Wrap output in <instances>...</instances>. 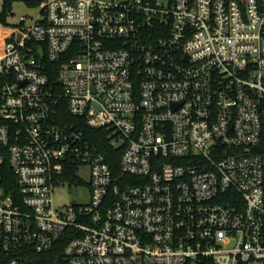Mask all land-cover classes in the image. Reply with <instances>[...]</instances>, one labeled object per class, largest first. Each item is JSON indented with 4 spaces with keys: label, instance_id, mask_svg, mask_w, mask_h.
<instances>
[{
    "label": "built area",
    "instance_id": "built-area-1",
    "mask_svg": "<svg viewBox=\"0 0 264 264\" xmlns=\"http://www.w3.org/2000/svg\"><path fill=\"white\" fill-rule=\"evenodd\" d=\"M27 1L39 16L0 22V170L18 184L0 175V264L63 241L56 264H264V0ZM82 167L90 203L57 209Z\"/></svg>",
    "mask_w": 264,
    "mask_h": 264
},
{
    "label": "trees",
    "instance_id": "trees-1",
    "mask_svg": "<svg viewBox=\"0 0 264 264\" xmlns=\"http://www.w3.org/2000/svg\"><path fill=\"white\" fill-rule=\"evenodd\" d=\"M16 2H28L27 0H13L6 4L5 13L0 17V22H3L4 24H9V15L8 13L12 12V8ZM31 6H37L36 3L31 2ZM48 70L50 71V75L52 78V84L55 86H58L57 82V74H56V66L50 64L48 65ZM63 117L64 121L66 123H71L74 125L80 124L81 122L73 117H71L68 114V108L65 105V109L63 110ZM80 122V123H79ZM82 130L88 135V137L93 141V143L99 148L101 153H103L110 165L112 166V169L115 172H119V159H120V151L118 153V150H115L109 142L106 140V133L104 131H92L89 130L86 125L85 127H82ZM0 175H2V178L4 180V187L9 192H16L18 191V184L16 181V178L14 177L13 172L10 170V167L5 166L4 169L0 170ZM67 178V177H66ZM71 182L77 183L79 182L76 178V176L72 175L68 177V179ZM65 241L61 242L55 249V251L52 254V257H49L47 262H44V264H56V260L59 259L62 260V251L64 249Z\"/></svg>",
    "mask_w": 264,
    "mask_h": 264
},
{
    "label": "rangeland",
    "instance_id": "rangeland-1",
    "mask_svg": "<svg viewBox=\"0 0 264 264\" xmlns=\"http://www.w3.org/2000/svg\"><path fill=\"white\" fill-rule=\"evenodd\" d=\"M38 6H26L22 3L14 5L12 24H18L24 17H37L40 15ZM77 183L67 180L64 185H58L54 192V202L57 209L65 210L66 207L73 204L74 201L81 205L90 203V181L91 171L89 167H82L77 172Z\"/></svg>",
    "mask_w": 264,
    "mask_h": 264
}]
</instances>
